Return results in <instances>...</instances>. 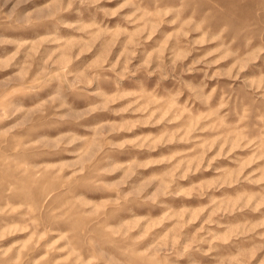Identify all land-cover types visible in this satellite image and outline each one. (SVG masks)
<instances>
[{
	"label": "rangeland",
	"instance_id": "1",
	"mask_svg": "<svg viewBox=\"0 0 264 264\" xmlns=\"http://www.w3.org/2000/svg\"><path fill=\"white\" fill-rule=\"evenodd\" d=\"M0 264H264V0H0Z\"/></svg>",
	"mask_w": 264,
	"mask_h": 264
}]
</instances>
